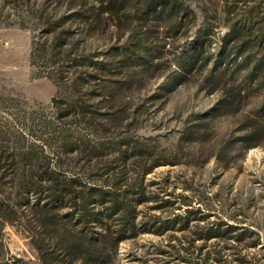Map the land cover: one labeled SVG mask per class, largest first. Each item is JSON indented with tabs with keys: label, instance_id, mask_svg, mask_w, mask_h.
<instances>
[{
	"label": "rangeland",
	"instance_id": "rangeland-1",
	"mask_svg": "<svg viewBox=\"0 0 264 264\" xmlns=\"http://www.w3.org/2000/svg\"><path fill=\"white\" fill-rule=\"evenodd\" d=\"M173 2L196 13L176 36L157 16L141 27L132 2L106 13L96 0H0V264H42L29 236L46 214L19 184L24 172L52 171L111 187L124 222L137 216L113 264H193L218 252L226 264H264V247L245 249L252 239L196 238L202 218H234L264 246V84L221 49L228 0ZM239 8L264 12V0ZM198 30L203 43L192 45ZM183 49L197 61L190 73L176 66ZM116 219L88 234L118 230Z\"/></svg>",
	"mask_w": 264,
	"mask_h": 264
},
{
	"label": "trees",
	"instance_id": "trees-1",
	"mask_svg": "<svg viewBox=\"0 0 264 264\" xmlns=\"http://www.w3.org/2000/svg\"><path fill=\"white\" fill-rule=\"evenodd\" d=\"M96 1L107 9L106 13L112 12L119 1L122 3L132 2L137 11L141 12V16L137 20L141 27H145L149 21H152L150 17L157 16L158 19H164V24L174 23V26L160 24L156 26L173 30L175 36L190 15H196L187 3L173 2V0ZM246 2L247 0H228V32L224 35L225 44L221 49L224 53L228 52V58H233L235 61L241 60L244 65L252 67L254 73L259 74L260 83L264 84V52H261V47L264 46V12H243L239 6ZM243 16L246 17L247 24L241 25L239 18ZM154 21L159 22L157 19ZM204 37V32L198 30L193 36L192 45H196L197 42L202 44ZM178 59L176 66L181 72L190 73L195 69L197 61L193 58L190 50L183 49ZM147 174L148 172H145L144 176ZM19 185V193L33 194L35 196L33 206L41 207L46 215L49 214L51 208L56 206L60 209H70V212L61 221L45 215L39 222V232H34L35 234L29 236L32 237L31 242L42 264H113L112 257L116 254L118 246L137 236V234L126 235L127 231H137L140 225L137 222V216L135 215L128 224L124 222V207L120 204L121 195L112 191L111 187L107 190L104 185L92 184L81 175H70L61 171H52L39 176L24 172ZM141 186L144 187V184ZM144 202V200L140 201L137 205ZM105 217L108 220L118 217L115 220L118 230L108 231L101 237L102 239L89 235L90 227L99 225L101 219ZM6 219V223L13 221ZM68 220L71 226L70 223L65 222ZM200 221L204 223V226L200 228L203 234L196 236L199 240L206 242L220 238L241 244L252 239L253 242L246 244L245 249L264 247L260 233L251 224L240 222L234 218L228 221L219 219L214 222H207V218H202ZM169 223L165 221L160 224L163 231L159 232V235H163L168 230ZM99 244H103L105 250L99 251L97 249ZM199 252H202V247ZM221 253L218 252L216 258L208 256L195 260L193 264H226L220 258ZM234 255L236 256V254ZM12 259L14 262L5 264H20L22 262L15 258ZM228 264H251V261H248L246 257L236 256L232 261H228Z\"/></svg>",
	"mask_w": 264,
	"mask_h": 264
}]
</instances>
